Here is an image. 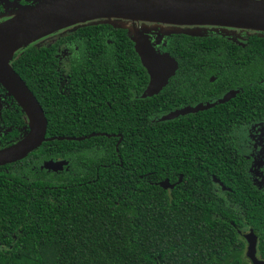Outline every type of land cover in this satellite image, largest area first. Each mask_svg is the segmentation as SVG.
<instances>
[{
	"label": "trees",
	"instance_id": "obj_1",
	"mask_svg": "<svg viewBox=\"0 0 264 264\" xmlns=\"http://www.w3.org/2000/svg\"><path fill=\"white\" fill-rule=\"evenodd\" d=\"M77 34L79 51L66 75L75 86L71 93L78 102L92 95L102 97L103 115L99 119L92 115L86 118L87 123L82 117H75L73 121L61 100L64 96L56 86L49 92H41L42 81L33 83L34 73H26L23 78L33 92L32 86L38 85L39 94H34L45 112L46 138H83L99 133L112 137L44 142L22 161L21 169V165H12L4 168L8 172L0 170V264H239L237 259L231 261L227 257L234 235L227 231L223 221L213 217L220 204L210 192L212 176L223 184L227 176H234L231 164L163 160L165 147L191 140L192 135H196L200 143L209 141L216 145L214 156L203 154L208 149L196 148L199 156L210 160L220 157L218 145L227 134H184L179 124L187 122L159 121L174 108L171 102L179 97L183 103L206 100L207 95H203L206 88L197 91L194 101L189 86L192 82L180 79H199L206 87L208 79L216 74L215 84H218L226 76L244 73L236 68L225 72L223 67L213 66L214 60L225 56V42L207 36H165L158 48L176 60L178 70L169 80V87L157 96L142 100L139 96L148 83V76L127 31L97 24L80 27ZM27 51L14 56L13 68L20 60L33 56L34 61L39 62L37 78L50 76L45 75L40 63L50 60L54 51ZM86 78H101V86L105 87L86 92L82 88ZM120 78L134 85L133 107L119 104L113 79ZM128 78L133 81L127 82ZM181 85L186 89L180 92L171 88ZM146 103H149L148 115ZM221 108L223 106H217L204 113L211 114ZM68 149L73 158L85 157L87 164L97 158L121 159L122 164L131 165L134 172L119 168L114 173L103 174L100 185L96 186L103 192H66L64 174L54 176L53 182L49 179L48 184L46 177L35 178L27 166L32 158L39 162L66 160ZM177 152L179 150L173 155ZM146 172H149L150 185L137 178ZM178 175L182 176V183L172 192L160 187L164 179L175 181ZM37 188H50L53 192H33ZM107 188L113 192H108Z\"/></svg>",
	"mask_w": 264,
	"mask_h": 264
},
{
	"label": "flooded vegetation",
	"instance_id": "obj_2",
	"mask_svg": "<svg viewBox=\"0 0 264 264\" xmlns=\"http://www.w3.org/2000/svg\"><path fill=\"white\" fill-rule=\"evenodd\" d=\"M12 4L26 5L28 2L26 0H0V24L6 21L8 15L13 11L10 6ZM78 29L75 28L70 33L57 37L51 42L52 44L46 47L36 45V41L14 54L15 56L19 52V56H21L25 50H28L27 52L40 49L54 51L50 60L40 63L44 67L43 70L46 71L45 75L50 76H45L43 79L37 78L39 62L34 61L33 56L20 60L16 68L11 65L12 59L10 66L40 106L41 102L34 94V92L39 94L38 85L32 86L33 92L23 78L26 73L35 74V76H32L33 83H36L37 80L42 81L40 85L41 92H49L56 86V89L64 96L61 100L65 103V110L72 117V120L74 121L75 117H82L84 123H87L89 122V120H86L87 117L94 115L99 119L103 115L102 97L92 95L90 98H83L78 102L72 96L71 91L74 90L75 86L66 73L75 62V57L79 51L78 40L80 41V36L77 34ZM238 33L241 34L234 36L232 33L218 31L216 33L208 32L205 36L213 39L221 38L226 44L225 56L222 60H214L212 62L213 66L223 67L225 72H229L231 68H236L244 73L236 74V76H226L223 78V82L218 84H215L218 75L216 74V76L208 79L209 84L206 87L202 85L199 79H180L181 81L192 82L189 86L194 101L198 97L197 91L204 88L207 92L203 95H207V98L203 102L194 103L190 101V103H183L179 97V100L171 102L174 108L164 114L165 116L171 112L195 108L198 105L204 107L212 105L209 109L223 106L221 111H215L211 114L204 113L209 110L207 109L197 113L180 115L174 119L181 120L183 123L187 122L186 124H179L180 130L184 134L187 132L226 133L224 140L218 145L220 149H217V151H219L218 155L220 157L210 160L209 157L199 156L200 153L195 150L196 148L208 149L203 154L214 156L213 148L216 145L209 141L200 143L198 137L192 135L193 139L191 140L177 141L173 145L165 147L163 160L168 163L221 161L231 164L234 176H227L226 184L213 178V176L211 178L213 185L216 186L214 188L211 185V195L220 204L218 207L216 206L213 217L223 221L227 226V231L234 235V239L228 245L227 257L231 261L237 259L239 264H253L248 256L251 245H254V258L264 263V32L241 31ZM54 66H56L55 69ZM55 72H57V76H54ZM100 80L102 79H84L86 84L82 86L83 90L86 92L93 89L99 91V88L105 87L101 86ZM127 80V82L133 81L131 78ZM113 81L115 82L114 88L118 91L117 99L120 106L124 107L130 104L133 107L134 85L131 83L126 84L125 78L113 79ZM119 81L122 84H119ZM168 84L164 89L169 87ZM107 87L108 85H106ZM171 88L180 92V90L186 89V86L181 85ZM227 96L228 100L220 104L219 102ZM106 105L109 104L106 103ZM42 111L45 116L43 108ZM149 111V103H146L145 112L147 115ZM83 128L87 129L85 126ZM28 131L29 121L25 113L0 83V151L22 140ZM181 149H185V151ZM175 150H179V152L174 156ZM82 153L87 154L85 151ZM23 160L1 166L0 170L3 169L8 172L4 169L5 167L19 166ZM46 161L49 160L39 162L38 159L32 158L27 162V166L33 171L35 178L46 177L48 184L50 183L49 179L52 181L54 176L64 174L66 192H103V190L96 188L97 184L100 185L99 180L103 177V174L114 173L119 168L123 171L134 172L131 165L125 166L122 164L121 159L113 157L97 158L94 162L87 164L85 157L73 158L70 149H68L67 159L63 160L66 162V166L61 171L53 172L42 168ZM23 165L20 166V169ZM137 178L150 185L149 172L138 175ZM176 178L175 181L164 179L163 181L167 180L169 185L167 189L163 190L172 192L175 187H179L183 179L181 175L176 176ZM86 186H92L93 188H86ZM113 188L115 187L113 186ZM107 191L113 192L110 188H107ZM133 191L136 192L139 189H133ZM33 192H53V190L50 188H37ZM250 254H252L251 250Z\"/></svg>",
	"mask_w": 264,
	"mask_h": 264
},
{
	"label": "water",
	"instance_id": "obj_3",
	"mask_svg": "<svg viewBox=\"0 0 264 264\" xmlns=\"http://www.w3.org/2000/svg\"><path fill=\"white\" fill-rule=\"evenodd\" d=\"M28 4L10 5L13 11L0 24V83L21 107L29 121L27 135L14 145L0 151V167L26 158L44 142L83 141L91 137L112 135L91 134L83 138H46L47 121L41 106L24 82L15 74L10 62L14 54L30 44L60 30L85 24H108L127 31L134 51L148 76L140 99L159 95L178 70V63L160 50L163 37L183 34L204 37L202 32H188L190 27H216L264 32V0H26ZM228 96L219 103L223 104ZM212 105H198L174 111L160 122L180 115L197 113ZM114 137V135H113ZM65 161H46L42 168L58 172ZM216 182H218L216 180ZM160 187L167 189V180ZM250 250L251 253L250 254ZM253 264H264L253 256Z\"/></svg>",
	"mask_w": 264,
	"mask_h": 264
},
{
	"label": "rangeland",
	"instance_id": "obj_4",
	"mask_svg": "<svg viewBox=\"0 0 264 264\" xmlns=\"http://www.w3.org/2000/svg\"><path fill=\"white\" fill-rule=\"evenodd\" d=\"M87 25H91V24H85V25H82V26H77V27H71V28H66V29H63V30H60L56 33H53L51 35H48L46 36L45 38H43L42 40H39L36 42V45L40 46H48L49 44H52L51 42L56 39L57 37H61L63 34L65 33H70L71 30L75 29V28H80V27H83V26H87ZM233 30V31H232ZM187 31L188 32H192V33H196V32H202L204 35L207 34L208 32H213V33H216V32H225V33H232L234 36H238L239 34L241 33H238V32H241V31H248V30H243V29H229V28H216V27H190V28H187Z\"/></svg>",
	"mask_w": 264,
	"mask_h": 264
}]
</instances>
